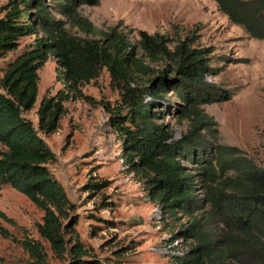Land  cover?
Segmentation results:
<instances>
[{
  "label": "trees",
  "instance_id": "trees-1",
  "mask_svg": "<svg viewBox=\"0 0 264 264\" xmlns=\"http://www.w3.org/2000/svg\"><path fill=\"white\" fill-rule=\"evenodd\" d=\"M51 1L66 21L53 16L47 0H9L8 12L0 19L3 53L15 51L22 37L38 36L34 47L0 72V145L6 149L0 152V192L11 186L45 211L39 231L57 258H67L69 264H112L92 258L80 241L75 229L78 221L68 214L71 204L67 193L49 170L57 155L41 136L58 132L67 115L65 104L75 99L73 93L99 79L107 69L122 100L113 123L121 132L128 165L147 176V191L153 201L173 216L182 211L192 218L189 228L177 234L189 240L190 247L179 256L175 254L170 264H264V168L226 146L218 145L217 155H208L212 147L207 137L217 139L218 123L204 106L232 99L230 91L208 81L219 73L212 64L213 50L195 48L190 38L171 46L165 35L139 32L142 55L118 27L101 39L80 38L66 25L95 35L94 24L80 15L79 8L97 6L102 0ZM214 1L250 38L264 41V0ZM50 55L63 69L59 77L64 88L43 99L36 128L26 113L35 108L38 72ZM170 93L180 100L176 110L179 121L188 125L179 139L156 122L162 114L157 111ZM124 109L127 113L122 116ZM183 160L203 165L210 214L219 216L224 225L223 238L207 230L210 220L205 223L190 213L198 201L197 188ZM105 185L91 187L100 190ZM0 217L7 220L2 213ZM177 237H170V250L176 249ZM22 245L29 255L28 264H47L39 243L24 238ZM123 251L117 252L118 258Z\"/></svg>",
  "mask_w": 264,
  "mask_h": 264
},
{
  "label": "rangeland",
  "instance_id": "rangeland-1",
  "mask_svg": "<svg viewBox=\"0 0 264 264\" xmlns=\"http://www.w3.org/2000/svg\"><path fill=\"white\" fill-rule=\"evenodd\" d=\"M47 4L56 19L66 21L53 9L54 1L47 0ZM9 7V0H0V19ZM79 13L94 24L97 33L87 35L67 24L71 34L101 39L104 33L118 27L142 55L139 32L165 35L171 39V46L179 39L190 38L195 48L212 49V64L219 73L208 77V81L230 91L232 99L204 106L218 123L217 139L207 137L212 147L208 155L214 157L218 145L226 146L264 168V41L250 38L242 27L230 21L214 0H102L97 6H81ZM37 37V34L22 37L15 51H0V72L34 47ZM62 72L57 59L51 55L38 72V99L35 108L26 113L36 128L37 111L43 99L64 88L59 77ZM73 94L75 99L65 104L67 115L61 120L58 132L41 136L57 155V161L49 165V170L67 193L71 204L68 214L78 221L75 229L80 241L92 258L103 263L170 264L175 254L179 256L190 247L191 242L177 234L189 228L192 218L182 211L173 216L153 201L147 191V176L128 165L121 132L113 123L122 100L119 90L111 85L110 73L104 69L99 79ZM179 104L176 94L170 93L163 107L158 109L162 114L156 121L176 139L188 126L177 117ZM126 113L124 109L121 115ZM5 150L0 145V152ZM182 163L197 188L198 201L190 213L204 219L205 223L210 220L207 230L223 238L224 225L219 216L210 214L203 165L187 160ZM103 182L106 185L100 190L91 187ZM0 213L7 219L0 217V264L30 262L22 245L24 238L41 245L47 264H69L67 258L56 257L51 244L40 233L45 211L25 194L5 186L0 192ZM63 221L69 223L67 219ZM172 235L177 237L176 249L170 250L168 244ZM122 249L118 258L117 252Z\"/></svg>",
  "mask_w": 264,
  "mask_h": 264
}]
</instances>
